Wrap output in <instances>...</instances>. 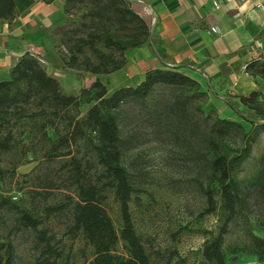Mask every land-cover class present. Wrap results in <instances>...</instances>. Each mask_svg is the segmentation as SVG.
<instances>
[{"label":"trees","instance_id":"1","mask_svg":"<svg viewBox=\"0 0 264 264\" xmlns=\"http://www.w3.org/2000/svg\"><path fill=\"white\" fill-rule=\"evenodd\" d=\"M42 1L51 5L57 0ZM65 5V14L77 15L81 23L63 41L68 52L63 60L67 68L83 75L100 77L122 70L127 64L126 52L149 40L150 26L145 15L128 0H66ZM16 16L14 0H0V22L12 24ZM247 72L264 80V61L249 63ZM159 88H170L181 95L162 105L163 112L170 110L168 115L179 107L189 111L185 101L196 100L197 110L205 115L208 92L186 73L176 70L154 69L147 72L140 86L123 87L112 94L98 78L77 96L67 94L43 62L26 54L13 68L10 80L0 82V227L10 214L14 217L12 231L35 235L37 255L33 264H76L73 249L56 247L59 240L46 226L64 214L72 220L65 236L84 244L78 250L84 264H187L177 251L163 260L160 252L151 253L136 230L131 212L135 188L124 164L119 116L130 104L146 106ZM240 103L249 110L248 114L233 103L227 105L242 119H254L260 124L252 123L246 132L240 122L219 117L211 128L205 215L220 212V219L225 217V221L217 232H204L206 241L199 264H229L237 260L235 256L228 258L225 251L229 224L243 198V187L235 174L251 156L255 139L252 132H264V96L253 92L241 97ZM86 105L89 107L83 115L81 109ZM233 129L242 135L243 146L223 150L217 139L229 140ZM30 146H48L43 154L48 162L69 160L57 171L59 182L40 185L42 190L30 192L31 204L24 206L15 202L18 198L13 201L11 192L18 169L30 162V154H35ZM83 148L94 154L96 164L80 157ZM256 187L264 189V174L256 179L253 188ZM55 189L72 190L73 195L65 194L63 202L50 205L47 202ZM110 195L119 204V228L104 205ZM39 198L40 204L36 203ZM253 239V253L264 262V239ZM16 250L9 236L0 237V264H15Z\"/></svg>","mask_w":264,"mask_h":264},{"label":"rangeland","instance_id":"2","mask_svg":"<svg viewBox=\"0 0 264 264\" xmlns=\"http://www.w3.org/2000/svg\"><path fill=\"white\" fill-rule=\"evenodd\" d=\"M80 23L79 17L72 15L66 24L56 30L55 44L62 55L68 53L63 41L72 36ZM82 76V73L78 74V77ZM63 83L67 94L78 95L70 79L67 82L63 80ZM180 96L170 88H159L146 106L130 104L124 107L119 116L124 137L121 147L124 164L135 188L131 212L141 239L151 253H161V260L177 251L187 264H199L206 241L204 232H217L225 221V217L220 219V212L205 215L207 200L204 189L209 185L207 166L211 156L207 144L212 138L211 128L219 115L212 109L214 106H207L208 103L204 106L205 115H202L197 110V100L185 101L189 111L179 107L168 115L170 110H161L166 102L172 103ZM88 107H82L83 115ZM239 122L246 132L251 130L252 123L260 124L254 119L241 118ZM259 132H252L255 139L251 156L235 174L243 187V198L236 217L229 224L225 242L227 257L235 256L237 260L241 259L242 264H264L253 253L256 247L253 237L264 239V189L253 188L256 179L261 173L264 174V132ZM230 133L229 140L217 139L223 150L241 148L242 135L234 129ZM30 147L34 148L35 154H30V162L18 169L11 192L13 201L18 198L15 202L24 206L31 204L30 192L42 190L38 188L40 185L44 186L49 181L54 184L59 182L57 171L69 160L48 162L43 158L48 146ZM84 156L87 161L96 164L94 154L85 148L80 154V157ZM94 172L95 169L92 170ZM52 192L54 195L47 202L50 205L63 202L65 194L73 195L72 190L55 189ZM216 199L220 206V197ZM36 203H41L40 198ZM104 205L119 228L120 209L115 197L110 195ZM13 218L10 214L4 217L0 237L9 236L14 243L17 249L15 264H33L37 255L34 249L35 235L32 232L12 231ZM71 221L70 215L64 214L58 219H51L46 226L59 240L55 243L56 247L72 248L75 254L73 261L84 264L85 259L78 254L84 245L82 240L72 242L65 236ZM86 250L89 256L90 249Z\"/></svg>","mask_w":264,"mask_h":264},{"label":"crops","instance_id":"3","mask_svg":"<svg viewBox=\"0 0 264 264\" xmlns=\"http://www.w3.org/2000/svg\"><path fill=\"white\" fill-rule=\"evenodd\" d=\"M128 1L145 15L149 40L126 52L127 64L122 70L107 76L78 77L81 72L65 66L55 44L56 30L68 21L66 0L51 5L42 0H14L16 20L0 22V82L9 81L13 68L30 54L43 60L49 75L61 82L64 90L63 80L70 79L79 93L98 78L112 94L123 87L140 86L147 72L154 69L186 73L208 92L207 106H214L221 119L233 122L241 117L227 102L248 114L240 98L253 92L264 96V80L244 69L253 61H264V0ZM144 6L154 14H145ZM213 27L218 33L211 31ZM242 263L241 259L233 262Z\"/></svg>","mask_w":264,"mask_h":264},{"label":"built area","instance_id":"4","mask_svg":"<svg viewBox=\"0 0 264 264\" xmlns=\"http://www.w3.org/2000/svg\"><path fill=\"white\" fill-rule=\"evenodd\" d=\"M214 5H215V8L216 9H218L219 8V4H218V2L217 1H215L214 2ZM144 13L145 14H147V15H153L154 13H153V9H151L150 7H148V6H144ZM211 31L213 32V33H218V28H212L211 29ZM36 57V56H35ZM41 62H43V60L41 59V58H39V57H37ZM245 70H247V65L245 66V68H244Z\"/></svg>","mask_w":264,"mask_h":264}]
</instances>
